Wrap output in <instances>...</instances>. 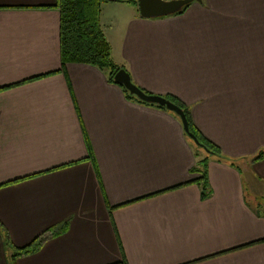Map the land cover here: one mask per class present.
<instances>
[{"label":"crops","instance_id":"crops-1","mask_svg":"<svg viewBox=\"0 0 264 264\" xmlns=\"http://www.w3.org/2000/svg\"><path fill=\"white\" fill-rule=\"evenodd\" d=\"M59 3L0 0V264H264V0L157 18L102 2L114 62L222 156L109 72L63 64Z\"/></svg>","mask_w":264,"mask_h":264},{"label":"trees","instance_id":"trees-1","mask_svg":"<svg viewBox=\"0 0 264 264\" xmlns=\"http://www.w3.org/2000/svg\"><path fill=\"white\" fill-rule=\"evenodd\" d=\"M103 0H60L61 9V59L63 64L70 62L86 63L98 67L102 70L109 72L110 79L114 81V75L121 69L112 57V47L108 41L102 22H101V9ZM189 5L185 6L183 12ZM122 86V85H121ZM130 98H134L140 102L148 103L140 100L135 95L131 94L124 86H122ZM149 93V92H148ZM168 99L177 103L185 111L189 121L191 131L197 136L199 141L204 145L209 153L220 155L219 147L205 138L199 130L194 126L191 113L189 109L173 96ZM166 109L158 104H152ZM201 147V146H199ZM202 148V147H201ZM264 157V150H262L257 158ZM201 168H193V171H203V175L198 179L202 181L203 188L209 189L206 160L201 164ZM206 192L203 196H206ZM63 228H51L53 234L59 233ZM43 236H39L33 240L29 245L18 249L17 254H26L34 252L38 249L43 240Z\"/></svg>","mask_w":264,"mask_h":264},{"label":"water","instance_id":"water-1","mask_svg":"<svg viewBox=\"0 0 264 264\" xmlns=\"http://www.w3.org/2000/svg\"><path fill=\"white\" fill-rule=\"evenodd\" d=\"M194 1L201 2L202 0H138V3L140 14L143 18H157L176 14ZM114 81L115 83L124 86L131 94L135 95L140 100L152 104H158L175 112L181 118L187 135L196 145L205 148L197 136L191 131L185 111L177 103L165 96L146 92L132 80L130 73L124 68H121L115 73Z\"/></svg>","mask_w":264,"mask_h":264},{"label":"rangeland","instance_id":"rangeland-1","mask_svg":"<svg viewBox=\"0 0 264 264\" xmlns=\"http://www.w3.org/2000/svg\"><path fill=\"white\" fill-rule=\"evenodd\" d=\"M145 90V89H144ZM145 91H148V90H145ZM150 93V92H149ZM175 113V112H174ZM182 122V121H181ZM194 142V141H193ZM198 148H199V150H203V148H201V147H199L198 146Z\"/></svg>","mask_w":264,"mask_h":264}]
</instances>
